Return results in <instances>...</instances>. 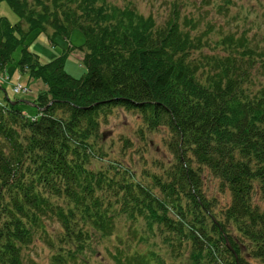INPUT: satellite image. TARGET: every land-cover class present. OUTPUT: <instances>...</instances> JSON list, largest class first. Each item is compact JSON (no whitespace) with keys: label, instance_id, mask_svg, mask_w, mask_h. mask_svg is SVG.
<instances>
[{"label":"trees","instance_id":"trees-1","mask_svg":"<svg viewBox=\"0 0 264 264\" xmlns=\"http://www.w3.org/2000/svg\"><path fill=\"white\" fill-rule=\"evenodd\" d=\"M4 1L19 21L0 14V70L19 49L20 69L45 87L34 100L0 97V264H27L38 237L53 264H69L126 214L130 227L141 216L157 223L171 255L189 252L184 264H264V35L210 40L212 25L193 33L197 19L180 20L176 4L159 25L96 0ZM48 28L52 39L83 32V76L65 70V53L43 62L29 49L28 33ZM116 107L150 130L169 128L175 161L165 174L144 183L118 161L91 167L102 158L91 139ZM205 168L231 197L219 211L203 191ZM120 253V264H169L153 250Z\"/></svg>","mask_w":264,"mask_h":264},{"label":"rangeland","instance_id":"rangeland-1","mask_svg":"<svg viewBox=\"0 0 264 264\" xmlns=\"http://www.w3.org/2000/svg\"><path fill=\"white\" fill-rule=\"evenodd\" d=\"M28 2L32 6L37 3L36 0ZM95 4H105L111 9L122 10L131 7L145 17L153 16L159 25L165 24L171 17L176 4L180 20L185 16L197 19L198 28L193 33L205 32L212 25L209 31L210 40L217 39L220 32L246 33L257 40L262 39L264 35V0H96ZM0 14L7 16L12 22L19 21V17L5 1L1 3ZM52 37L51 28L46 32L34 30L28 33L25 43L30 50L40 55L43 62H49L65 53V70L76 78L83 76L86 73L82 61L84 52L80 48L85 40L83 32L75 29L69 38ZM214 49L212 46L204 51L211 53ZM20 56L18 49L12 54L4 70H0V97L7 95L11 99L34 100L45 85L40 80L29 81L28 74L24 72L27 71V67L22 70L18 66ZM260 78L264 79V76ZM18 81H21L29 91L15 94L12 86ZM22 107L28 113L37 112V108L28 104ZM170 139L168 127L161 126L150 130L137 111L116 107L106 119H102L100 135L91 139V142L95 143V150H99L97 154L102 156L101 159L93 158L91 167L99 169L109 161H118L134 173L137 181L148 183L150 181L148 175H163L173 166L175 157L169 146ZM202 179L204 193L207 197L217 200L216 211L226 208L231 200L229 192L220 190L219 180L206 168L203 170ZM156 193L158 194V189ZM256 200L264 206V202L259 198ZM114 222L113 234L105 237L93 234L85 250L74 260H70L69 264H120L115 258L119 252L125 257L136 252L147 253L149 250L159 253L169 264H184L188 260L187 249H183L181 256L171 255L169 244L160 234L157 223L150 225L144 216L133 222L131 227L127 214L117 216ZM53 227H57V224L50 222L49 228ZM118 247L123 248L122 251L118 252ZM53 253L54 250L45 240L38 237L26 252V262L53 264ZM251 262L260 264L256 260Z\"/></svg>","mask_w":264,"mask_h":264},{"label":"built area","instance_id":"built-area-1","mask_svg":"<svg viewBox=\"0 0 264 264\" xmlns=\"http://www.w3.org/2000/svg\"><path fill=\"white\" fill-rule=\"evenodd\" d=\"M12 89H13V92L16 94L25 93L28 91V88L25 85H23L21 81H18L17 83H15L12 86Z\"/></svg>","mask_w":264,"mask_h":264},{"label":"water","instance_id":"water-1","mask_svg":"<svg viewBox=\"0 0 264 264\" xmlns=\"http://www.w3.org/2000/svg\"><path fill=\"white\" fill-rule=\"evenodd\" d=\"M229 247H230V249H232L233 250V248L229 245Z\"/></svg>","mask_w":264,"mask_h":264}]
</instances>
